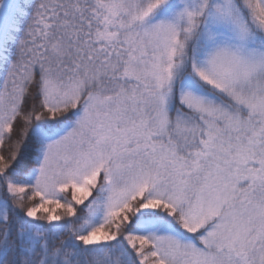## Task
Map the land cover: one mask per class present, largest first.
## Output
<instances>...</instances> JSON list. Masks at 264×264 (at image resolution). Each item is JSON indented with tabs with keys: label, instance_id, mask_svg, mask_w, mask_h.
<instances>
[{
	"label": "snow or ice",
	"instance_id": "6c2138e0",
	"mask_svg": "<svg viewBox=\"0 0 264 264\" xmlns=\"http://www.w3.org/2000/svg\"><path fill=\"white\" fill-rule=\"evenodd\" d=\"M0 264H264V0H0Z\"/></svg>",
	"mask_w": 264,
	"mask_h": 264
}]
</instances>
